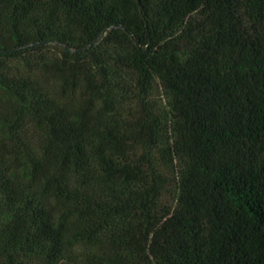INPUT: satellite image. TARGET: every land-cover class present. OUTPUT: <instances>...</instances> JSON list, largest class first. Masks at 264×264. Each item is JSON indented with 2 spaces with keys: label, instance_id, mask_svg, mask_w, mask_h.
Masks as SVG:
<instances>
[{
  "label": "trees",
  "instance_id": "1",
  "mask_svg": "<svg viewBox=\"0 0 264 264\" xmlns=\"http://www.w3.org/2000/svg\"><path fill=\"white\" fill-rule=\"evenodd\" d=\"M0 264H264V0H0Z\"/></svg>",
  "mask_w": 264,
  "mask_h": 264
},
{
  "label": "rangeland",
  "instance_id": "2",
  "mask_svg": "<svg viewBox=\"0 0 264 264\" xmlns=\"http://www.w3.org/2000/svg\"><path fill=\"white\" fill-rule=\"evenodd\" d=\"M58 50L59 49L57 47L51 46L49 49L45 50V52L47 51V53L50 54V53H53V52H58ZM150 99H155V102H156L157 107L159 109H163L166 112L169 110V107L167 105V98H166V96H165V94L163 92V89H162L161 85L158 82H156L154 84V86H153V91H152ZM173 188L175 189V182H174V187ZM172 191H174V190H172ZM167 198L169 199V201L172 200V202H173V199H171V195H168Z\"/></svg>",
  "mask_w": 264,
  "mask_h": 264
}]
</instances>
